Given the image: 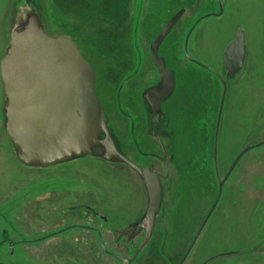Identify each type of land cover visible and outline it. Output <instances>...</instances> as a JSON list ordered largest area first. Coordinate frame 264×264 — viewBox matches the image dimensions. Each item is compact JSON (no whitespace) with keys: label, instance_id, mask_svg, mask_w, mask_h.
I'll return each mask as SVG.
<instances>
[{"label":"rangeland","instance_id":"obj_1","mask_svg":"<svg viewBox=\"0 0 264 264\" xmlns=\"http://www.w3.org/2000/svg\"><path fill=\"white\" fill-rule=\"evenodd\" d=\"M222 1L221 14L214 0H0V65L13 31L38 14L49 35L73 38L96 71L121 150L166 175L165 147L170 171L155 228L135 257L144 232L129 239L115 230L132 231L147 209L140 177L120 162L90 156L50 168L23 164L6 132L0 69V264H123L104 253L95 233L70 228L78 224L98 226L105 243L131 264H178L218 191L212 143L222 85L184 54L200 16L209 17L193 31L188 53L228 79L217 149L221 176L245 147L264 139V0ZM180 9L185 12L160 50L178 91L152 120L159 144L146 132L150 110L143 94L160 75H150L141 56ZM240 30L245 67L226 78L224 53ZM185 264H264V145L247 151L234 169Z\"/></svg>","mask_w":264,"mask_h":264},{"label":"water","instance_id":"obj_2","mask_svg":"<svg viewBox=\"0 0 264 264\" xmlns=\"http://www.w3.org/2000/svg\"><path fill=\"white\" fill-rule=\"evenodd\" d=\"M182 13V9L178 11L151 43L152 59L161 81L148 89L143 98L150 103L153 115L160 111L161 104L172 95L175 88L174 71L167 67L165 59L159 55V49ZM189 34L185 42L186 55ZM245 58V33L240 30L224 54L229 75L242 70ZM0 69L6 96V132L23 164L54 166L95 155V149L98 148L102 150L98 155L104 159H118L139 174L148 196L143 220L148 227L135 257L139 255L154 230L156 217L162 207L164 191L161 175L149 167L134 163L119 152L111 135L109 117L98 96L96 71L77 43L68 36L49 35L39 15H30L26 23L13 31ZM223 87L225 95L226 83ZM221 112L222 105L216 129L219 128ZM217 134L218 130L216 141ZM262 145L264 139L245 147L232 163L228 175L247 151ZM223 184V181L219 182V196ZM211 212L198 227L178 264H184ZM114 256L125 264L133 260L117 254Z\"/></svg>","mask_w":264,"mask_h":264},{"label":"flooded vegetation","instance_id":"obj_3","mask_svg":"<svg viewBox=\"0 0 264 264\" xmlns=\"http://www.w3.org/2000/svg\"><path fill=\"white\" fill-rule=\"evenodd\" d=\"M214 2L217 4V6H218V11L220 10V13L222 14L224 11H225V6H224V3H223V1L222 0H214ZM181 10V9H180ZM179 10V11H180ZM183 10V13L185 12V10L184 9H182ZM178 12V11H177ZM176 12V13H177ZM176 13H174V14H172L167 20H166V22L164 23V26L163 27H161L160 28V30H158L157 31V33L155 34V36L151 39V41H150V54H148V55H146V54H142V66H144V63L146 62L147 63V65L149 64L150 65V67H149V65H148V68H150V71H151V73H150V75H153V73H154V71H155V73H156V70L158 71V74L160 75V73H159V70L157 69V67L155 66V64H154V61H153V59H152V53H151V43L157 38V36L160 34V32L162 31V29L165 27V25L168 23V21L176 14ZM183 13H182V15H183ZM182 15H181V17H180V19L182 18ZM207 18V17H209L208 16V14H204L203 16H200L197 20H195L194 21V24H192V26H191V28H190V30H189V32H190V34H189V37H188V40H187V55H186V53H185V43H184V54L186 55V57H187V59H189L191 62H193V63H195V64H197V65H199L201 68H203V69H205V70H207L209 73H211V74H213L220 82H221V85H222V90H223V92H222V96H221V101H220V105H222V110H223V106H224V104H225V97H226V95H227V90H228V83H227V80L228 79H226L225 80V78H224V76L218 71H215L214 69H211V68H209L207 65H205V64H203L202 62H200V61H198V60H196L195 58L196 57H192L189 53H188V44H189V42H190V38H191V35H192V33H193V31L195 30V28L197 27V25H198V23L200 22V21H202V19L203 18ZM179 19V20H180ZM179 20L177 21V23L179 22ZM175 26V25H174ZM174 26H173V28H174ZM172 28V29H173ZM171 29V30H172ZM188 32V33H189ZM170 33V32H169ZM169 35V34H168ZM188 35V34H187ZM187 35H186V38H187ZM237 36V35H236ZM168 37V36H167ZM166 37V38H167ZM236 38V37H235ZM165 41V40H164ZM164 41H163V43H164ZM233 41V40H232ZM245 41H246V37H245ZM185 42H186V39H185ZM162 43V44H163ZM162 46V45H161ZM162 49V47H160V49H159V55L160 56H162L161 55V53H160V50ZM227 49V48H226ZM225 54V53H224ZM150 55H151V64L148 62V56L150 57ZM190 55V56H189ZM85 56V55H84ZM144 57H145V59H144ZM163 57V56H162ZM164 58V57H163ZM165 59V58H164ZM165 62H166V65H167V67L168 68H171V67H169V65H168V63H167V59H165ZM245 62H246V60H245ZM245 62H244V66H243V68H242V70L244 69V67H245ZM152 64H153V66H152ZM224 64H225V61H224ZM141 66V67H142ZM225 67H226V78H228V77H231V76H229V73H228V68H227V66H226V64H225ZM156 68V69H155ZM173 71H174V69L173 68H171ZM174 74H175V71H174ZM160 81H161V75H160V78H159V81H158V83H156V84H153L152 86H150L148 89H150L151 87H154V86H157L159 83H160ZM224 83H226V92H225V95H224V87H223V84ZM147 89V90H148ZM146 90V91H147ZM97 91H98V89H97ZM145 91V92H146ZM178 91V85L176 84V74H175V88H174V91H173V93L172 94H175L176 92ZM144 95V94H143ZM223 95H224V100H223ZM98 96H99V94H98ZM100 98V97H99ZM144 99V98H143ZM100 100H101V98H100ZM167 100V99H166ZM166 100L161 104V107H160V111H161V109H162V107H163V105L165 104V102H166ZM144 101L146 102V104L148 105V107H149V110H150V116H149V127H148V130L146 131L149 135H152L154 138H157L158 139V142H159V144H160V142H161V139H160V137H159V134H157V132H151V127H152V124H153V119H154V117L156 116V115H158L159 113H160V111L157 113V114H155V115H153V112H152V107L150 106V103L147 101V100H145L144 99ZM103 103V102H102ZM104 104V103H103ZM105 106V105H104ZM221 107V106H220ZM217 120H218V118H217ZM220 124H221V120L219 121V128H220ZM216 128H217V123H216ZM215 128V130H214V135H213V143H212V145H213V147H212V168H213V173H214V177H215V181H216V186L218 187V191H217V194H216V196H215V199H214V201H213V203H211L210 204V206H209V208H208V210L206 211V213H205V217H206V215H208V213L212 210V212H211V215H210V217H209V219H208V221L210 220V218H211V216L213 215V213L215 212V210H216V208L218 207V205H219V203H220V201H221V198H222V194H223V191H224V186H225V184L227 183V181H228V179L230 178V176H231V174L233 173V171H234V169L237 167V165H238V163L240 162V160L242 159V157H241V159L237 162V164L235 165V167L233 168V170L231 171V173L228 175V171H229V169H230V167H231V165L228 167V169L225 171V173L221 176V172H220V169H219V159H218V154H217V149H218V138H219V128L218 129H216ZM216 130H218V134H217V141H216ZM110 131H111V134H112V136H113V132H112V130H111V128H110ZM113 139H114V142H115V144L117 145V143H116V141L117 140H115V137H113ZM117 148H118V150H119V152L122 154V155H124L125 157H127L128 159H130L131 161H133L134 163H137V164H139V165H141L140 163H138L136 160H133L131 157H129V156H127L122 150H121V148H120V146H119V143H118V145H117ZM161 151H162V161H163V163L165 164V167H166V169H167V173H166V175H164L161 171H159V170H156V169H154V168H152L151 166H144V167H149L151 170H153V171H155V172H157V173H159L160 175H161V182H162V186H163V181H165L166 179H169L170 178V171H169V169H168V162H167V151H166V149H165V147L162 149L161 148ZM95 152L97 153V154H93V155H90V157H96V158H102L103 160H105V161H107V162H120V161H118V159H115V158H112V160H106V159H104L101 155H98V153L99 154H101L102 153V150L101 149H95ZM244 156V155H243ZM86 157H88V156H86ZM82 158H85V157H81V158H77V159H74V160H78V159H82ZM236 159V158H235ZM73 161V160H72ZM234 162V161H233ZM232 162V163H233ZM120 163H122V164H124V165H126V166H128L127 164H125V163H123V162H120ZM61 164H63V163H61ZM59 165V164H58ZM56 166V165H55ZM141 166H143V165H141ZM51 167H54V166H51ZM130 169H132L130 166H128ZM47 168H50V167H47ZM133 170V169H132ZM136 172V171H135ZM136 174L139 176V174L136 172ZM140 177V176H139ZM140 179H141V177H140ZM142 180V179H141ZM220 181H223L224 182V184H223V189H222V192H221V195L219 196V182ZM142 182H143V180H142ZM144 183V182H143ZM145 186V185H144ZM145 190H146V188H145ZM146 194H147V192H146ZM219 197V199H218V201H217V198ZM147 204H148V196H147ZM82 206H85L84 204L82 205ZM89 209H91V207H89ZM146 211H147V209H146ZM146 211H145V213H144V215H143V217H142V219H141V221H140V223H138L137 225H135V228L132 230V231H129L128 229H123V230H121V229H116L115 231L116 232H118L119 234H122V236H127L129 239H131V238H133V237H135V236H137L138 234H140V232H144V236H145V234H146V232H147V224H144L143 223V220L145 219V215H146ZM93 212V211H92ZM93 213H95V215L96 216H98V217H100V219H102V221H107V217L103 214V213H97V212H93ZM160 214V213H159ZM159 214L157 215V217H156V220H157V218H158V216H159ZM88 217H91V215H88ZM205 217L203 218V220L205 219ZM156 220H155V224H156ZM202 220V221H203ZM207 221V222H208ZM207 224V223H206ZM205 224V225H206ZM200 226V225H199ZM205 227V226H204ZM70 228L72 229V228H77V229H83V230H87V231H91V232H93V233H95L96 235H97V238H98V242H99V244H100V246H101V248L103 249V251H104V253H106V254H108V255H111V256H113L114 258H116L114 255L115 254H117V255H120L119 253H122L123 251H118V250H112V247L111 246H108V244L107 243H105V240H104V238H103V236H102V232L100 231V228L98 227V226H96V225H91V224H78V225H74V226H70ZM154 228H155V226H154ZM67 228H65V229H62V230H60V231H57V232H52V233H50L49 235H46V236H44V237H41V238H38V239H36L37 241H39V240H43V239H45V238H48V237H51V236H54V235H56V234H58V232H61V231H65ZM70 229V230H71ZM204 229V228H203ZM137 232V233H136ZM196 233V232H195ZM195 233H194V235H195ZM194 237V236H193ZM143 239H144V237H143ZM193 239V238H192ZM198 240V239H197ZM197 242V241H196ZM196 244V243H195ZM195 244H194V246H195ZM193 246V247H194ZM0 247H2V246H0ZM90 248H91V246H90ZM193 249V248H192ZM91 251H92V249H91ZM118 251V252H117ZM191 253V252H190ZM189 253V254H190ZM120 256H122V255H120ZM189 256V255H188ZM122 257H124V256H122ZM124 258H126L127 260H131V259H128V257H124ZM181 259V258H180ZM121 261V260H120ZM180 261V260H179ZM121 263H123V264H125L123 261H121ZM179 263V262H178ZM131 264V263H130ZM184 264H185V262H184Z\"/></svg>","mask_w":264,"mask_h":264},{"label":"crops","instance_id":"obj_4","mask_svg":"<svg viewBox=\"0 0 264 264\" xmlns=\"http://www.w3.org/2000/svg\"><path fill=\"white\" fill-rule=\"evenodd\" d=\"M175 26H176V25H175ZM175 26H174V28H175ZM174 28L171 30V33H169L170 35L173 33ZM168 39H169V36L165 39V41H164V43L162 44L161 47H163V46L165 45V43L168 41Z\"/></svg>","mask_w":264,"mask_h":264},{"label":"bare ground","instance_id":"obj_5","mask_svg":"<svg viewBox=\"0 0 264 264\" xmlns=\"http://www.w3.org/2000/svg\"><path fill=\"white\" fill-rule=\"evenodd\" d=\"M177 24V23H176ZM175 24V25H176ZM170 33H171V31H170ZM49 34V33H48ZM168 36H170V34L168 35ZM79 47V46H78ZM79 49H80V47H79ZM84 55V54H83ZM96 84H97V80H96ZM112 135V134H111ZM113 137V136H112ZM114 140V139H113ZM117 146V145H116ZM32 167H34V166H32ZM149 238V237H148Z\"/></svg>","mask_w":264,"mask_h":264}]
</instances>
